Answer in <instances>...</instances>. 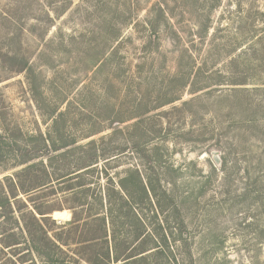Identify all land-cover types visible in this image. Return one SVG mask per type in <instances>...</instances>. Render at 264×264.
Listing matches in <instances>:
<instances>
[{"label": "rangeland", "instance_id": "rangeland-1", "mask_svg": "<svg viewBox=\"0 0 264 264\" xmlns=\"http://www.w3.org/2000/svg\"><path fill=\"white\" fill-rule=\"evenodd\" d=\"M38 133L52 218H71L56 178L96 155L79 198L109 245L113 222L150 248L137 264H264V0H0V134Z\"/></svg>", "mask_w": 264, "mask_h": 264}, {"label": "trees", "instance_id": "trees-1", "mask_svg": "<svg viewBox=\"0 0 264 264\" xmlns=\"http://www.w3.org/2000/svg\"><path fill=\"white\" fill-rule=\"evenodd\" d=\"M37 140L46 147V140L41 133L32 134L20 143L0 134V157L12 158V166L19 167L0 177V252L4 254L5 250H9L12 253L10 260L19 264H76L78 260H83L85 264H109L110 261L137 264L145 259L144 255L140 254L150 248L142 245L138 253L134 254L126 244V238L118 236L117 226L113 222L110 237L112 245H109L106 215L91 214L92 205L79 198V191H87L88 178L85 173L95 167L96 155L93 156L94 161L80 163L76 168H71L56 178L61 186L60 190L67 194V208L71 212V218L61 222L51 217V208L46 198L55 190L51 184L53 176L46 169L42 159L43 151L37 152ZM73 149L74 146L71 150ZM127 172L131 173L130 170ZM136 177L138 180L139 177ZM117 185L118 189L115 186L112 188L120 198L117 205L120 209L125 208L129 201L124 197L127 198L130 193L123 178ZM82 187L83 190H79ZM138 188L144 198L155 193L150 182L142 183L140 179ZM148 201L152 203V199ZM108 210H112L111 202ZM151 211L157 212L155 209ZM49 224H56L61 229L50 234ZM158 226L162 243L168 246V236L162 231L163 226ZM147 229L143 225L136 238H145ZM68 241H75L80 247L74 251ZM157 248L161 251V244H158Z\"/></svg>", "mask_w": 264, "mask_h": 264}, {"label": "bare ground", "instance_id": "bare-ground-1", "mask_svg": "<svg viewBox=\"0 0 264 264\" xmlns=\"http://www.w3.org/2000/svg\"><path fill=\"white\" fill-rule=\"evenodd\" d=\"M54 216L55 217H59V216L62 217L63 216V217L68 218L69 217V213L64 211V210L63 211H55L54 212Z\"/></svg>", "mask_w": 264, "mask_h": 264}]
</instances>
